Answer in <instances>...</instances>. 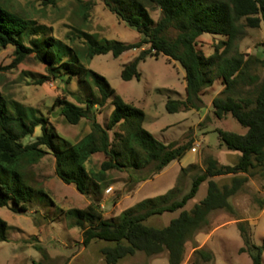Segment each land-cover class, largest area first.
Masks as SVG:
<instances>
[{
  "label": "trees",
  "instance_id": "trees-1",
  "mask_svg": "<svg viewBox=\"0 0 264 264\" xmlns=\"http://www.w3.org/2000/svg\"><path fill=\"white\" fill-rule=\"evenodd\" d=\"M46 1V6L55 7L59 0ZM103 1L121 22L140 34L139 42L98 40L81 31L78 38L83 40L84 50L79 52L55 38L51 28L22 16L0 0V50L15 49L13 63L0 67V72L16 69L34 56L46 66L48 74L38 80L37 85L54 79L69 86L76 79L81 92H70L76 104L58 99L55 107H60L69 125L78 126L83 120L91 124V132L80 142L71 144L58 136L48 118L0 92V208L11 205L19 214L28 212L30 204L38 198L54 204L42 189L29 185L27 176V169L49 154L56 159L57 177L67 185H74L87 197L103 194L109 186L107 175L111 171L130 172L133 181L139 183L161 174L171 163L181 161L191 151L192 144L179 146L159 142L144 129L145 112L126 103L104 76L88 66L97 56L112 54L118 59L125 53L141 50L122 71V79L129 82L141 79L140 64L149 57L165 56L178 62L186 74V99H169L166 109L170 114L202 109L204 91L217 80L223 81L222 95L212 101L214 115L218 120L231 115L246 133L240 135L221 129L216 133L227 150L239 153L238 162L221 165L210 157L204 173L194 178L191 190L182 198L180 189L173 188L163 196L138 203L116 220L105 219L99 200L92 201L85 209L69 210L66 215L71 228L83 231L85 247L94 241L107 244L101 249L106 264H119L138 253L148 257L167 253L170 264H183L188 244L209 226L210 215L219 210L234 213L231 199L250 178L264 174V80L260 82L259 76L253 74L264 60L237 49L247 29L264 26V0ZM150 8L161 11L157 22L150 15ZM91 9V6H83L85 20L89 19ZM172 31L177 33L176 37L171 36ZM205 34L224 39L209 57L197 48L199 38ZM145 46L149 48L144 49ZM242 85H255V97L236 99L234 93ZM108 103L114 110L108 124L103 126L98 114ZM118 127L124 134H115L112 139L110 133ZM38 128L42 135L26 144L24 141ZM99 154H103L106 161L99 172H92L87 163ZM150 166H153L151 177L138 176ZM194 168L196 166H191L182 172ZM227 176L233 177L231 185L221 186L214 180ZM205 183L208 187L206 197L186 210ZM178 212L166 227L147 224L153 217ZM238 228L244 242L240 254L248 255L252 264H264V239L261 245H256L248 223L241 222ZM9 229L8 223L0 218V243L9 241ZM214 262L211 250L195 247L193 264Z\"/></svg>",
  "mask_w": 264,
  "mask_h": 264
},
{
  "label": "rangeland",
  "instance_id": "rangeland-1",
  "mask_svg": "<svg viewBox=\"0 0 264 264\" xmlns=\"http://www.w3.org/2000/svg\"><path fill=\"white\" fill-rule=\"evenodd\" d=\"M15 12L40 25L51 28L52 35L65 44L71 45L79 52L84 50V42L79 32L85 31L94 35L98 40L136 43L140 34L121 22L111 13L103 0H59L57 5L46 6V0H4ZM91 6L89 19L82 15L83 6ZM149 13L157 22L161 11L150 8ZM176 37L175 31L171 32ZM224 39L212 35H203L198 40V50L206 57L214 54L216 46ZM145 46L144 49H148ZM239 52L264 60V26L259 29H247L246 36L237 44ZM13 47L0 50V67H8L14 60ZM141 50L125 53L116 59L112 54L97 56L88 64L89 68L104 76L111 87L130 105L142 109L146 114L144 129L155 139L164 144L175 143L179 146L191 143L194 153H187L182 159L183 167L189 169L182 172L177 161L159 175L150 176L153 166L140 171L139 177L150 176L145 182L133 181L130 172L111 171L107 175L108 187L101 196L92 194L90 197L78 192L74 185H67L56 174L57 164L53 155L49 154L38 164L27 169L28 182L34 189H42L54 202L35 199L26 213H15L10 205L0 208V218L10 227L9 241L0 243V264H106L101 249L107 244L94 241L90 246L83 245V231L71 228L66 212L72 209H85L92 201L99 200L107 220H116L123 212L133 208L140 202L158 198L167 194L173 188L181 191L180 198L187 194L196 176L204 173L206 160L213 157L221 165H234L238 162L239 153L231 152L224 147L216 133L221 129L240 135L246 130L231 117L218 120L214 115L212 101L222 95L225 89L222 80L204 91V105L200 110L170 114L166 105L169 99H186L185 71L182 66L165 56L158 59L149 57L140 64L142 77L140 80L126 82L122 79V71ZM253 74L258 75L260 82L264 80V64L257 66ZM48 76L46 66L29 57L16 69L0 72V92L12 101L38 111L49 119L51 126L58 136L65 141L76 144L91 132V124L83 120L78 126L69 125L61 115L60 107H55L57 100L66 99L76 104L71 93H79L77 80L73 79L69 86L60 80L50 79L43 85L37 81ZM68 90L69 92H67ZM255 85L239 86L234 97L254 98ZM71 92V93H70ZM114 107L108 103L98 121L106 126ZM124 134L118 127L111 132ZM42 135L38 128L35 134L27 138L26 144L33 143ZM119 138V137H118ZM117 144H120L119 141ZM195 164L193 161H195ZM106 161L103 154L93 156L87 163L92 172H99ZM134 174V173H133ZM232 176L218 177L214 180L221 186L231 185ZM205 183L197 198L189 202L186 210H190L207 195ZM264 174L250 178L242 190L231 199L234 213L225 210L213 212L209 217V226L199 233L195 241L187 247L183 264H193L195 247H204L215 255L212 264H252L246 254H240L244 246L238 224L248 223L253 232V242L261 245L264 239ZM179 215L165 214L153 217L147 224L157 228L166 227L170 221ZM201 235V236H200ZM205 241L211 236L210 242L202 246L198 237ZM202 240V239H200ZM119 264H170L167 253L148 257L138 253L133 257L122 260Z\"/></svg>",
  "mask_w": 264,
  "mask_h": 264
},
{
  "label": "crops",
  "instance_id": "crops-1",
  "mask_svg": "<svg viewBox=\"0 0 264 264\" xmlns=\"http://www.w3.org/2000/svg\"><path fill=\"white\" fill-rule=\"evenodd\" d=\"M189 152L194 153V154L196 153L195 151H189ZM189 152H188V153H189ZM194 160H195V161H193V163H191V164H195V163H196V159H194ZM181 161H182V160H181ZM181 161H178V162L180 163L181 168H182V169H185V167L182 166ZM176 162H177V161H176ZM169 166H170V165H169ZM167 168H168V167H167ZM167 168H166V169H167ZM186 168H187V167H186ZM166 169H165V170H166ZM163 172H164V171H163ZM200 236H201V235H200ZM200 236L198 237V241H197V242L200 243L202 246L207 245V243L210 242V240H211V239H210L211 236H209L205 241H203L204 238H200ZM200 239H202V240H200ZM202 248H204V247H201V248H199V249H202Z\"/></svg>",
  "mask_w": 264,
  "mask_h": 264
},
{
  "label": "built area",
  "instance_id": "built-area-1",
  "mask_svg": "<svg viewBox=\"0 0 264 264\" xmlns=\"http://www.w3.org/2000/svg\"><path fill=\"white\" fill-rule=\"evenodd\" d=\"M195 151V149H193Z\"/></svg>",
  "mask_w": 264,
  "mask_h": 264
}]
</instances>
